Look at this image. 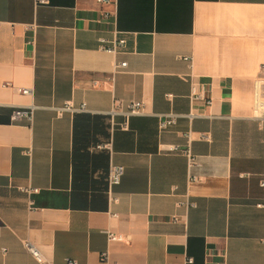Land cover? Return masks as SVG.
Returning a JSON list of instances; mask_svg holds the SVG:
<instances>
[{
  "label": "crops",
  "instance_id": "1",
  "mask_svg": "<svg viewBox=\"0 0 264 264\" xmlns=\"http://www.w3.org/2000/svg\"><path fill=\"white\" fill-rule=\"evenodd\" d=\"M262 66L264 0H0V264H264Z\"/></svg>",
  "mask_w": 264,
  "mask_h": 264
},
{
  "label": "built area",
  "instance_id": "2",
  "mask_svg": "<svg viewBox=\"0 0 264 264\" xmlns=\"http://www.w3.org/2000/svg\"><path fill=\"white\" fill-rule=\"evenodd\" d=\"M100 4H111L112 0H96ZM104 17H108L110 15L109 12H104ZM124 39H114L111 42V45L106 48V51L109 53L116 52V50L124 45ZM125 66V62H120L118 65H116V69H121ZM260 80L257 84V91H256V102H260L261 106L264 109V66L260 68ZM18 92L22 95H28L31 93V91L28 88H19ZM83 104L80 106V110H83ZM67 108H70L69 104H66ZM142 103L140 101H131L126 104L124 109H120V104L116 105L114 108L111 109L109 112L110 121L112 122V117L116 113H121L124 115L125 119H127L130 115L139 114L141 111ZM33 106H24V107H17L14 108L10 115V120L12 122H17L20 120H26L31 121L33 117ZM264 112V111H263ZM175 122V117L171 114H160L158 116V125L160 128H165L169 125H172ZM123 128H126V122L123 125ZM98 148H104L109 149V143H104L97 146ZM176 146H172L169 151H177ZM186 158L188 159V167H192L195 165V161L191 153L188 151L185 153ZM123 173V167L121 165L117 164H111L109 166L108 175H107V181L109 185L117 184L120 180V177ZM191 180L195 179V176H190ZM259 186L264 189V173L262 174L260 180H259ZM257 206L259 208L264 209V200L262 202L257 203ZM107 237L109 240H123V236L120 234H115L110 231H106ZM25 248L30 252L34 260L37 262V264H46V261L44 260L43 256L40 254V252L29 242L24 243ZM187 262H191V259H188ZM68 264H76L74 261H69Z\"/></svg>",
  "mask_w": 264,
  "mask_h": 264
},
{
  "label": "bare ground",
  "instance_id": "3",
  "mask_svg": "<svg viewBox=\"0 0 264 264\" xmlns=\"http://www.w3.org/2000/svg\"><path fill=\"white\" fill-rule=\"evenodd\" d=\"M260 104H261V103L258 102V103H257V106L255 107V111H256L257 113H261V112L264 111L263 107H262Z\"/></svg>",
  "mask_w": 264,
  "mask_h": 264
}]
</instances>
